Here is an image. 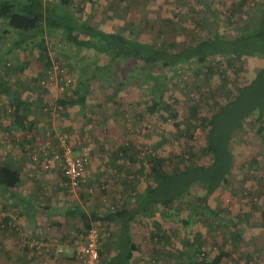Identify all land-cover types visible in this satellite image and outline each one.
I'll return each instance as SVG.
<instances>
[{"label": "rangeland", "instance_id": "obj_1", "mask_svg": "<svg viewBox=\"0 0 264 264\" xmlns=\"http://www.w3.org/2000/svg\"><path fill=\"white\" fill-rule=\"evenodd\" d=\"M69 1L77 20L83 24L125 34L133 40L150 45H169L173 51L183 50L188 44L198 43L217 32L226 37L236 35L239 29L249 26L251 15L262 2L246 0V6H242L245 0ZM0 36H4L3 40L0 38L1 56L6 47V28L3 25L0 26ZM10 37L14 38V35ZM45 43L48 49L47 61L51 64L58 62L69 69L72 83L67 93L73 91L80 82V67L92 66L95 62L103 64L106 60L94 51H79L60 38L46 35ZM30 56V60L41 63L38 71L40 77L33 81L36 93L45 102L42 109L56 108V93L41 84L47 71L43 52L40 49L32 50ZM221 59L225 61L221 65L213 62L215 70L212 74L206 65H188L187 68L170 72L160 69L150 72L163 79V101L173 106L171 111H167L164 106L154 108L150 81L143 86L123 84L121 74L113 84L104 81L94 83L91 86L94 89V109L86 115V122L90 129L93 128L90 136L94 140L90 141L92 162L96 161V169L102 166L106 169L103 178L105 182L101 188L105 191L103 196L107 198L106 207L109 209L118 206V201L112 197L120 196L126 188L123 187L121 191L119 186L124 179L120 174L124 173L126 167L132 171L126 178V185H155L151 178L148 182L150 168L146 167L147 160L162 158V170L172 175L173 179L181 181L178 190L184 188L185 192L171 207H157L152 217L140 215L135 221L137 237H141L143 242H151L148 248L150 252L154 248L153 253L159 250L162 256L168 250L177 255L176 251L183 249L185 254L171 256V261H178L179 258L183 264L212 261L222 252L229 253V257L221 264H264V254L261 253L264 252V240L258 237L259 232H264L260 212V208L264 209V124L248 121L242 130L235 133L231 145L234 165L230 174L226 175V184L220 183L223 187L217 193L209 195L208 185L201 182L186 185V176L180 175L188 165L207 166L211 163L212 156L203 151L206 147L205 121L212 119L228 99H233L238 87L252 80L264 63L262 56L257 54L245 58L236 69L233 65L239 66L238 62L231 65ZM2 62L1 75H6V68L14 69L11 61L6 63V58ZM127 69L130 73H140L135 64ZM8 107L6 100L0 101V120H6V115L12 117L8 110L6 113ZM194 108L197 109V116L192 118L191 111ZM173 113H176L178 119L170 116ZM42 114L44 118L46 116L51 121H58L64 117V110L57 118L49 117L44 111ZM128 147L138 152L137 160L130 161V164L129 158L120 154L122 149ZM176 173L180 176L175 177ZM91 189L94 190L92 194H95V189ZM132 189L135 192V188ZM81 191H77V194ZM163 210L167 213L165 218H161ZM5 217L6 208L0 202V239L6 234ZM161 233H167L170 238V243L165 242L163 247L155 239L159 237L163 240L166 237ZM2 261L6 264V248L1 242L0 264Z\"/></svg>", "mask_w": 264, "mask_h": 264}, {"label": "crops", "instance_id": "obj_2", "mask_svg": "<svg viewBox=\"0 0 264 264\" xmlns=\"http://www.w3.org/2000/svg\"><path fill=\"white\" fill-rule=\"evenodd\" d=\"M12 35L14 38L10 37ZM3 37L0 36L1 40ZM17 39L15 33L6 31V47L4 54L2 52L0 56L1 63V58L6 53V63L11 61L14 67V70L6 68V75H1L0 72V101L6 100L9 106L6 113L11 104L22 106L25 118V128H21L22 126L8 115L6 120H0V164L20 172V182L17 186L0 189V202H3L6 208V234L0 239V244L2 242L6 248V264H81L77 248L84 242L88 227L93 225L98 227L102 234V264H183L179 258L178 261H171L174 253L169 250L163 256L159 250L154 253V248L151 252L148 250L151 242H143L141 237H137V217L127 224L122 218L109 219L110 215L120 211L126 203L135 205L136 200L149 186L137 182L135 185H126V178L129 177V172H132L130 168L126 167L123 169L124 173L120 174L124 176L119 185L121 191L123 187L126 188L120 196L112 197L118 201V206L115 205L112 209L106 207L107 198L103 196L105 191L101 188L105 182L103 178L106 169L104 166L96 169V161L91 162L88 169L90 185H83L77 190H82L79 194L77 191L73 194L66 186L62 162L55 161L51 169L44 170L45 141L48 135L67 138L74 146L76 155H79L83 146H91L90 141L93 139L90 136L93 128L90 129L86 122V115L94 109V89L90 88L84 108H81L77 103L84 91L79 90L77 83L74 90L65 96L64 100L69 104L62 106L64 117L51 121L44 115L46 120L41 110L45 102L36 93L33 81L34 78L38 80L40 77L38 71L41 69V63L29 59L32 50L39 48L31 49L23 45L13 49ZM31 67L35 70H31ZM44 100L47 101L45 98ZM58 144V140H55L53 151L58 149ZM122 157L129 158L130 164V157ZM91 187L95 189V194H92L94 190ZM132 188H135V192H132ZM260 209L264 224V209ZM246 214L249 215V212ZM165 216L167 213L163 210L161 218ZM244 226L247 225L244 223ZM161 234L166 235L163 240L159 237L155 239L158 245L163 247L165 242L170 243V238L167 233ZM146 236L149 234L146 233ZM258 237L264 240V232H259ZM176 252L177 255L173 256L185 254L183 249ZM161 257L162 260L159 259ZM1 264H4V261Z\"/></svg>", "mask_w": 264, "mask_h": 264}, {"label": "trees", "instance_id": "obj_3", "mask_svg": "<svg viewBox=\"0 0 264 264\" xmlns=\"http://www.w3.org/2000/svg\"><path fill=\"white\" fill-rule=\"evenodd\" d=\"M246 2L245 0L241 5L246 6ZM248 24V27L239 29L232 37L217 32L198 43L188 44L183 50L173 51L169 45H150L133 40L125 34L108 32L83 24L77 20L69 0H60L59 3H54L52 0H0V26H5L6 31L18 36L13 49L21 48L23 45L31 49L39 48L43 52L47 69L51 67V63L47 61L46 35L60 38L65 44L79 51H94L106 58L103 64L95 62L92 66L80 67L81 79L78 86L84 93L79 97L77 104L81 108H84L86 97L94 83L104 81L113 84L122 74L123 77L120 78L123 79V84L143 86L150 81L154 108L164 106L167 111H171L173 106L163 101V79L150 72L155 69L170 72L187 68L188 65H206L209 73L212 74L215 70L214 63L219 62L221 65L225 62L221 58L231 65L233 62H238L239 66L233 65L236 69L242 65L245 58L259 54L264 59V0L256 7ZM3 58H6V53L1 59ZM2 63L1 61L0 68ZM131 64H135L140 73L127 71V67ZM218 67L221 68L219 65ZM58 104L66 106L69 102L61 100ZM21 107L18 104L13 105L14 111L11 116L19 126H22L21 128H25ZM196 114L197 109H192V118H195ZM170 116L178 119L176 113ZM164 120L168 119L164 118ZM248 121L264 124V63L252 80L238 87L233 99H228L212 119L205 121L206 147L203 151L212 156V161L207 166L199 164L186 166L180 172V175L186 176V185L201 182L208 185L207 192L211 195L221 187L220 183L226 184L228 180L226 175L230 174L234 165L231 145L234 143L235 133L242 130ZM176 125L180 126L178 122ZM189 134L192 135L191 132ZM120 152L129 155L131 162L137 160L138 152H134L131 147ZM163 166L162 158L154 157L147 160L146 167L150 168L148 182L151 178L155 185H149L144 194L136 200L135 205L126 203L120 211L110 215L109 219L122 218L127 224L140 215L152 217L157 207H171V204L185 191L184 188L178 190L181 181L173 179L172 175L164 172ZM180 175L176 173L174 176ZM19 182L18 170L6 165L0 166V189L13 188ZM185 189L187 190L186 186ZM185 224L187 225L188 222ZM89 229L90 227L87 230ZM228 257L229 253L222 252L212 261L204 260L201 264H221Z\"/></svg>", "mask_w": 264, "mask_h": 264}, {"label": "built area", "instance_id": "obj_4", "mask_svg": "<svg viewBox=\"0 0 264 264\" xmlns=\"http://www.w3.org/2000/svg\"><path fill=\"white\" fill-rule=\"evenodd\" d=\"M41 81L43 86L49 87L58 97L56 108L45 107L44 112L51 118H57L63 111L62 105L58 103L63 100L72 83V79L69 77V69L66 65L53 62ZM13 111L12 108L8 110L9 113H13ZM55 140H58L59 144L58 149L53 151ZM45 150L44 170L51 169L55 161H60L64 165L66 186L72 192L79 190L87 183L88 169L92 162V150L89 146H83L79 155L74 156L75 148L67 138L48 135L45 141ZM101 240L102 234L98 227L92 226L86 232L84 242L77 248V256L81 264H102Z\"/></svg>", "mask_w": 264, "mask_h": 264}]
</instances>
